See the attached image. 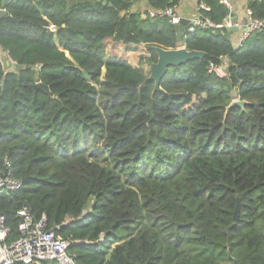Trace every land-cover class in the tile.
I'll return each instance as SVG.
<instances>
[{
	"label": "trees",
	"instance_id": "1",
	"mask_svg": "<svg viewBox=\"0 0 264 264\" xmlns=\"http://www.w3.org/2000/svg\"><path fill=\"white\" fill-rule=\"evenodd\" d=\"M137 1L0 0V176L22 182L0 189L8 240L26 206L70 240L76 264H264V30L240 48L228 27L179 35L168 16L131 10ZM180 1L146 0L153 11ZM200 2L214 24L230 13ZM247 7L264 18V0ZM110 41L147 55L133 65L108 55ZM153 46L204 56L155 88ZM234 99L244 106L226 112Z\"/></svg>",
	"mask_w": 264,
	"mask_h": 264
},
{
	"label": "built area",
	"instance_id": "2",
	"mask_svg": "<svg viewBox=\"0 0 264 264\" xmlns=\"http://www.w3.org/2000/svg\"><path fill=\"white\" fill-rule=\"evenodd\" d=\"M222 3L230 8V0H222ZM198 10H208V6L204 2L198 3ZM151 15L168 16L170 22L174 25L179 22V15L173 7L159 11H150ZM208 26L212 28L228 27L240 30L236 47L243 46L245 41L254 31L264 30V18L259 19L253 16L251 9L245 10L244 22H232L230 16L220 24H214L209 19L198 15L190 20V24L186 27L189 32L194 31L195 26ZM51 30L55 28L51 25ZM209 72L215 73L219 77H223L226 73V63L216 65L210 63ZM5 166L10 167L9 161H5ZM22 182L13 178L10 170L6 174L0 176V189L8 191L17 190L21 187ZM17 214L21 216L22 221L19 225L20 236L13 240H8L9 228L5 225L3 216H0V264H43L44 262H55L57 264H76L69 254V239L61 237L55 229L46 228V217L44 214L34 220L26 206L18 209Z\"/></svg>",
	"mask_w": 264,
	"mask_h": 264
},
{
	"label": "water",
	"instance_id": "3",
	"mask_svg": "<svg viewBox=\"0 0 264 264\" xmlns=\"http://www.w3.org/2000/svg\"><path fill=\"white\" fill-rule=\"evenodd\" d=\"M6 12L3 9H0V17L5 15ZM229 16L232 20V22L236 21V17L233 12L229 13ZM190 24L189 19H183L180 18L179 22L177 24H174V29L177 30L179 35H182V32L186 29V27ZM230 30H235L234 28H230ZM153 50L156 54V61L151 64L150 67V74L149 78L155 82V88L158 86L161 78L166 73L167 69L170 66H177V65H183L189 60H193L195 58H202L204 56V52L202 51H196V50H187L184 47L176 48V49H165L159 46H153ZM14 67V65H13ZM37 69V68H35ZM37 86L41 88L43 91H45L48 94H51L49 88L45 86L42 83H37ZM245 104L244 101L236 99L233 100L229 106L226 108V112L232 107V106H239L243 107ZM240 210V200L237 198L236 200V206L234 211L233 218L236 219L239 215ZM233 264H238L237 261L232 258Z\"/></svg>",
	"mask_w": 264,
	"mask_h": 264
},
{
	"label": "crops",
	"instance_id": "4",
	"mask_svg": "<svg viewBox=\"0 0 264 264\" xmlns=\"http://www.w3.org/2000/svg\"><path fill=\"white\" fill-rule=\"evenodd\" d=\"M249 0H230L231 2V12L234 13L236 20L244 22L245 20V10L248 8ZM198 0H181L179 5L176 7V12L180 18L183 19H193L198 15ZM131 10L133 11H153L147 5L146 0H138L135 2ZM232 31V41L237 42L240 30H231ZM116 44V43H115Z\"/></svg>",
	"mask_w": 264,
	"mask_h": 264
},
{
	"label": "rangeland",
	"instance_id": "5",
	"mask_svg": "<svg viewBox=\"0 0 264 264\" xmlns=\"http://www.w3.org/2000/svg\"><path fill=\"white\" fill-rule=\"evenodd\" d=\"M107 52L108 55L115 54L119 57H123L133 65H138L140 55H144V54L147 55L146 48L144 47V45H134V44L126 45L123 43L115 44L111 41L107 44ZM0 57L2 61L6 63V66H10V62H8V57L6 56V54L0 51ZM144 67L147 71L149 70L147 65H144Z\"/></svg>",
	"mask_w": 264,
	"mask_h": 264
}]
</instances>
